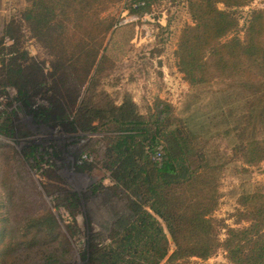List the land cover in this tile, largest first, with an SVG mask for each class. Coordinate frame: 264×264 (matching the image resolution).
I'll return each mask as SVG.
<instances>
[{
    "label": "trees",
    "instance_id": "16d2710c",
    "mask_svg": "<svg viewBox=\"0 0 264 264\" xmlns=\"http://www.w3.org/2000/svg\"><path fill=\"white\" fill-rule=\"evenodd\" d=\"M127 1L134 13L152 8V0H27L21 19H12L0 40V45L5 38L12 40V55L1 68V93L5 94L2 88L8 85L16 87L17 100L26 109L39 93L37 64L23 65L29 59L28 52L20 49L25 26L41 45H52L60 55L50 73L55 80L45 90L51 107H42L41 115L69 123L74 131L104 133L106 148L99 164L85 162L78 167L83 171L100 167L112 179V184L102 180L85 195L94 213H108L98 225L101 231H108L110 240L95 239L90 250L82 254L85 264H160L165 258L164 264H177L193 257L208 259L220 248L235 264H264L262 190L245 195L251 198L246 208L253 207L248 224L229 226L225 238L218 235L214 212L219 204L218 173L223 163L214 160L218 148L208 147L214 135L208 134L203 124L193 128L162 99L156 111L145 116L130 96L116 104L94 93L95 81L88 75L104 57L100 48L117 39L119 30L127 26L116 25V15L109 10ZM250 1L190 0L194 24L184 28L177 54L180 70L193 87L229 79L253 90L251 132L248 125L241 127L232 148L241 152L245 162L259 167L264 161V9L252 13L243 37L235 33L239 17L238 10L233 9ZM231 33L233 36L226 38ZM68 45H77L78 51ZM79 64L83 76L80 85L71 76ZM0 115V134L14 136L9 112L0 110ZM36 152L37 147H30L25 154L34 157ZM0 159L6 163L5 179L0 177V184L9 192L4 150H0ZM56 203L73 218V223L65 226L67 234L60 232V223L50 210L26 215L23 223L14 217L6 230L0 200V264L70 261V236L80 231L77 213L81 203L71 193L57 196ZM88 214L94 219V214ZM59 237L65 244L64 252L54 245Z\"/></svg>",
    "mask_w": 264,
    "mask_h": 264
},
{
    "label": "rangeland",
    "instance_id": "374dc122",
    "mask_svg": "<svg viewBox=\"0 0 264 264\" xmlns=\"http://www.w3.org/2000/svg\"><path fill=\"white\" fill-rule=\"evenodd\" d=\"M189 3L190 0H152L151 10L141 13L130 11V1L111 8L109 12L116 15V25L123 23L127 26L119 30L117 39L101 46L100 54L104 57L93 65L88 77L94 79V93L102 99L108 97V100L121 104L130 96L138 111L145 116L154 113L159 99H162L171 103L175 114L184 117L193 128L203 124L204 130L208 129V134L214 135L208 147L218 148L214 160L223 163L218 173L219 204L214 217L219 224V237L225 238L229 226L244 227L248 224L252 215L249 209L253 207L246 208L251 198H245V195H251L256 190L264 192V161L260 168L253 167L245 162L241 152L237 153L232 148L235 133L241 127L248 125V132H251L253 114L250 109L254 92L238 85L235 80L217 79L209 85L197 87L186 80L180 70L177 49L184 28L194 24ZM26 6L27 0H0V40L4 38L9 22L21 19L22 9ZM218 6L225 8L223 3H218ZM233 9L238 10L239 17L235 33L243 37L252 13L264 9V0H252ZM231 36L233 33L226 38ZM22 39L20 49L26 50L29 56L23 65L37 64L36 75L41 85L36 86L40 88L37 89L39 93L27 109L17 100L16 87L8 85L2 88L6 104L1 111L9 112L15 128L14 136L1 134L0 138V150L7 155L9 178L6 180L11 186L7 192L0 184L1 218L5 219L2 224L7 230L6 225L14 217L23 223L26 215L50 210L60 223V232L67 234L65 226L73 223V218L66 208L57 205L56 198L63 193L76 194L81 203L77 213L80 231L71 236L69 234L72 258L63 263L43 264H85L87 260L82 258V254L90 250L95 239L102 238V242L110 240L106 236L108 231H101L98 225L108 213L104 210L94 213L85 195L102 180L112 184V179L100 167L92 171H83L78 167L85 162L99 164L106 148L104 133L74 131L69 129V123H62L57 118L47 120L41 115L42 107H51L45 90L55 80L50 73L53 64L60 58L59 50L52 45H41L25 26ZM11 44L12 40L5 38L4 44L0 45V73L4 61L12 55ZM68 46L78 51V47L75 48L77 45ZM81 67L79 64V70L71 75L79 85L83 80L79 73ZM58 113L57 110L55 115ZM30 147H37L34 157L25 154ZM0 162V177L5 179L3 171L6 163L1 159ZM90 212L94 214V219H90ZM61 240L62 237L57 238L54 245L64 252L65 244ZM41 250L44 252L45 247ZM165 260L160 264L166 263ZM177 264L235 263L220 248L208 259L193 257L188 262Z\"/></svg>",
    "mask_w": 264,
    "mask_h": 264
},
{
    "label": "built area",
    "instance_id": "2783aa9c",
    "mask_svg": "<svg viewBox=\"0 0 264 264\" xmlns=\"http://www.w3.org/2000/svg\"><path fill=\"white\" fill-rule=\"evenodd\" d=\"M5 94L1 93L0 92V110H4L5 109V104H6V99H5V96H3ZM1 134H0V138H1ZM158 157L161 158V154L158 153Z\"/></svg>",
    "mask_w": 264,
    "mask_h": 264
}]
</instances>
